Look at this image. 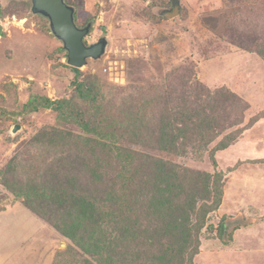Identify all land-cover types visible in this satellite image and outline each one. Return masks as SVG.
Here are the masks:
<instances>
[{"label":"rangeland","instance_id":"1","mask_svg":"<svg viewBox=\"0 0 264 264\" xmlns=\"http://www.w3.org/2000/svg\"><path fill=\"white\" fill-rule=\"evenodd\" d=\"M173 1L66 0L78 27L91 26L86 43L108 42L78 69L31 0H0V264H100L125 181L152 186L149 158L190 183L177 219L200 233L194 264H264V0H179L180 16L165 18ZM186 110L219 124L177 154L160 150V121L184 128ZM66 166L76 185L94 183L96 216L80 232L90 253L66 236L79 218L66 216ZM125 214L142 229L157 218L140 203ZM232 220L246 227L224 241ZM145 237L129 261L161 255Z\"/></svg>","mask_w":264,"mask_h":264},{"label":"trees","instance_id":"2","mask_svg":"<svg viewBox=\"0 0 264 264\" xmlns=\"http://www.w3.org/2000/svg\"><path fill=\"white\" fill-rule=\"evenodd\" d=\"M75 70L79 72L78 69ZM198 112L191 113L189 110L180 112V117H182L185 124L184 128L178 126L177 129L172 130V133L166 132L167 129L164 128L166 126H163L164 122L162 119L160 121L161 127L156 132V135L158 134L157 142L160 146L159 149L177 154L180 152L181 146L185 148L196 143L198 144V142H192L197 136L203 138L204 132L210 129L213 123L217 127L219 121L214 116L215 112H212V115L209 116L205 112ZM194 114H196V117L193 116ZM192 119L196 123L199 121L200 123L197 127L190 129L188 125L194 122ZM209 120H211V123ZM206 122L210 125L205 124ZM201 128L202 130L200 131ZM183 134L191 137L185 138ZM132 160L130 158L127 163L130 164ZM149 160L152 165V171L150 173V184L152 186L150 188L147 187L148 185L138 187L137 190H139V193H135L136 188L130 182L127 183L128 180L125 181L122 187V197L123 200L125 199L123 203L124 211L122 212L124 213L123 218H120L119 221L115 219L114 221L118 222H114V225L108 227L105 238L106 244L103 247V260L100 261V264H135V262L129 261L128 257L132 256V250L141 247L140 244H142V238L145 235L147 246L150 245L161 253L158 257L151 259V263L149 264H194L193 260L198 254L200 247V233H195L192 239L186 223L179 222L177 219L180 212L177 210L176 193L182 195L183 193L181 192L183 190L179 189L180 186L187 188L190 183L180 185L183 182L182 177L184 176L180 174L177 168L169 169L164 163H158L157 160L152 158H149ZM69 169L66 166V216L76 215L79 218L76 221L66 222V236L72 239H78V245L82 250L90 253L92 245L87 237L84 234H80V232L82 220L93 221V217L96 216V208L93 202L94 183L91 181L84 184L80 181V184L76 185L79 182V176L77 177V175L70 173ZM73 170L76 169L73 168ZM127 170H129V167ZM54 178L55 180L58 178L59 183L63 185V182L58 176H54ZM190 182L192 184L191 180ZM127 196L129 197L128 201ZM98 199H100V196ZM134 203H140L142 212H146V219L149 218L147 215L157 217L153 219L155 222L154 226L150 224L148 227L142 229L140 225H131L129 216H126L125 213L126 210L128 214L132 213ZM28 207L34 212L41 214L31 206ZM47 212L46 215H49L51 218L55 216L54 211L49 210ZM117 212L121 213V211ZM182 213L184 217L186 212L183 210ZM46 215L42 216L46 217ZM48 220L57 228H61L59 225H55L50 219ZM243 227H246L243 221L238 224L233 220L228 223H223L220 227L219 237L226 241L231 231H236ZM150 229H153L152 232H150ZM171 237H175L174 245H168L166 243V240H169ZM84 264H91V262H84ZM136 264L144 263L136 262Z\"/></svg>","mask_w":264,"mask_h":264},{"label":"water","instance_id":"3","mask_svg":"<svg viewBox=\"0 0 264 264\" xmlns=\"http://www.w3.org/2000/svg\"><path fill=\"white\" fill-rule=\"evenodd\" d=\"M32 12L50 21V28L54 36L59 39L68 52V64L74 68L87 65L89 59L98 60L105 53L108 46L106 39L88 45L86 38L90 34L91 26L78 27L76 23V9L66 0H31ZM179 0L173 1V9L165 10L163 16L168 19L180 15Z\"/></svg>","mask_w":264,"mask_h":264}]
</instances>
